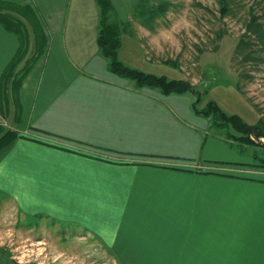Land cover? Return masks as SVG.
<instances>
[{"label":"crops","instance_id":"obj_1","mask_svg":"<svg viewBox=\"0 0 264 264\" xmlns=\"http://www.w3.org/2000/svg\"><path fill=\"white\" fill-rule=\"evenodd\" d=\"M114 11L131 22L123 63L185 79L150 58L134 9ZM98 21L95 0H0V137L14 134L0 148L3 196L74 226L118 264H264V167L234 166L232 138L194 111L191 93L111 72ZM209 100L248 125L260 118L235 85L211 86L200 107ZM0 264L31 263L2 248Z\"/></svg>","mask_w":264,"mask_h":264},{"label":"rangeland","instance_id":"obj_2","mask_svg":"<svg viewBox=\"0 0 264 264\" xmlns=\"http://www.w3.org/2000/svg\"><path fill=\"white\" fill-rule=\"evenodd\" d=\"M167 1L171 6L166 14L153 21L151 28L132 17L134 31L144 42L150 58L173 61L184 80L201 87L220 83L236 88L239 85L243 93L238 89L239 92L264 120V61H243L235 54L250 6L261 13L264 0H232L225 16L221 15L217 0ZM112 2L116 11L127 12L135 9L138 0ZM219 33H223L220 39L217 38ZM219 131L234 134L228 142L234 149V158L240 162L234 166L264 167V137L252 132L253 144L245 145L235 140V136L241 135L239 132L224 128ZM2 139L0 137V141ZM3 195L0 191V248L7 249L16 261L18 257L24 260L37 256L43 260L42 264H118L114 254L103 244L79 237L74 226L43 215H26ZM21 252L25 256L21 257Z\"/></svg>","mask_w":264,"mask_h":264},{"label":"trees","instance_id":"obj_3","mask_svg":"<svg viewBox=\"0 0 264 264\" xmlns=\"http://www.w3.org/2000/svg\"><path fill=\"white\" fill-rule=\"evenodd\" d=\"M95 1L99 8L98 49L100 54L106 58L107 67L111 72L131 80L136 87L157 88L165 94L191 93L194 96L192 102L194 111L209 118L213 128L233 129L239 132L241 135L235 136V140L242 144H253L254 140L251 139L252 132H255L257 136L264 137V120L261 117L255 125H248L239 116L224 112L214 100H209L205 106L200 107L201 102L211 87L210 85L206 84L201 87V85L192 84L188 79H172L164 75L146 73L123 63L118 56L120 38L123 32L128 31L131 22H123L117 18L110 0ZM231 1L217 0L222 16L228 13ZM170 6L171 2L167 0L157 3L151 0H139L132 16L139 19L143 25L151 28L153 21L158 16L166 14ZM244 28V32L239 35L235 54L240 56L243 61H264V8L261 13H258L254 6H250L249 17ZM222 34L219 33L217 38L220 39ZM22 58L23 56L18 54L8 68L15 67ZM162 62L178 68L177 64L169 59L162 60ZM29 68L30 62L23 66L21 71L24 72L22 73H25ZM237 89L242 92L239 85H237ZM228 135L232 138L234 134L228 133ZM13 137L14 134L11 133L5 139H2L0 141V148L8 144Z\"/></svg>","mask_w":264,"mask_h":264},{"label":"built area","instance_id":"obj_4","mask_svg":"<svg viewBox=\"0 0 264 264\" xmlns=\"http://www.w3.org/2000/svg\"><path fill=\"white\" fill-rule=\"evenodd\" d=\"M2 124H4V125H7V122L4 120L3 122H2ZM42 252H40V254H41ZM20 255H21V257L22 256H25L22 252L20 253ZM29 255V254H28ZM17 261L18 262H23V261H25V262H34V264H42L43 262V260H39V258L37 257V256H35V257H33V258H30V259H21L20 257H18L17 258Z\"/></svg>","mask_w":264,"mask_h":264}]
</instances>
